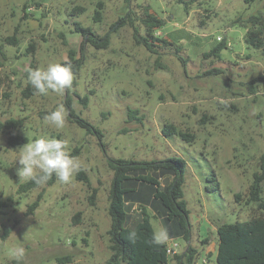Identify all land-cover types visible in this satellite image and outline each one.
<instances>
[{
  "label": "rangeland",
  "instance_id": "obj_1",
  "mask_svg": "<svg viewBox=\"0 0 264 264\" xmlns=\"http://www.w3.org/2000/svg\"><path fill=\"white\" fill-rule=\"evenodd\" d=\"M99 1L103 18L95 21ZM263 3L199 0L185 9L179 0H0V120H22L21 126L0 131V200L8 201L0 213V264H105L110 255L107 208L112 177L107 157L150 160L171 155L187 163L183 192L189 243L198 250L193 264H214L217 226L246 220L253 213L245 195L264 154V47H250L244 40L246 29L233 21L264 10ZM75 5L84 7L83 12L72 13ZM144 5L164 19L157 34L174 45L159 42L152 53L135 43L133 28L120 19ZM75 21L90 27L98 39L108 35L109 44H84L83 55L78 53L82 67L63 94L24 97L28 68L66 61L70 49L79 50L83 37L73 31ZM12 35L18 39L15 45L4 40ZM219 41L226 42L220 57H204ZM175 46L181 47L178 54ZM67 97L78 116L102 131L101 139L72 121ZM60 104L68 116L57 129L44 117ZM129 108L137 109L140 119H129ZM165 123L194 133V141L165 137ZM9 135L28 137L26 143L41 135L66 139L69 154L88 181L77 178L78 171L69 183L57 178L51 185L18 194L26 179L17 175L20 165L15 160L26 143L9 145ZM209 174L215 180L207 179ZM160 176L170 179L168 174ZM130 186L135 189L126 198L130 219L145 205L154 215L150 221L157 236L165 229L164 214L151 203L152 187L135 180ZM39 193L38 206L25 214ZM235 193L243 195L240 202ZM261 195L264 199V181ZM77 212L79 220L74 219ZM7 228L10 233L3 239ZM171 242L178 243L175 253L187 244L175 232L168 235L166 243ZM19 248L24 255L17 260L14 252ZM66 255L71 262H57Z\"/></svg>",
  "mask_w": 264,
  "mask_h": 264
},
{
  "label": "trees",
  "instance_id": "obj_2",
  "mask_svg": "<svg viewBox=\"0 0 264 264\" xmlns=\"http://www.w3.org/2000/svg\"><path fill=\"white\" fill-rule=\"evenodd\" d=\"M129 3V0H127ZM185 3V9L189 4L199 0H179ZM256 1L264 0H243L250 5ZM103 2L97 3V9L94 11L93 19L101 21L103 14ZM264 9V3H263ZM84 7L75 5L72 13L83 12ZM138 21V24H135ZM234 23H241L246 29L244 40L252 48L262 49L264 47V10L257 13H251L243 18L238 16ZM122 24H130L133 28L134 41L138 45L144 46L149 52L156 53V47L174 45L165 37H160L157 30L164 23V19L151 11L148 5L140 8V11L130 10L120 19ZM75 32L79 33L83 40L79 45V50L70 49L66 61L71 63L74 74H77L82 67L83 56L78 57L80 52L83 55L84 44L90 43L95 48H105L109 44V37L105 35L98 39L94 32L88 26H83L79 21L73 22ZM140 27H142L140 31ZM143 30V33H141ZM5 42L11 45L18 43L15 35L5 37ZM101 40V41H99ZM226 47V42L219 41L212 47L209 52L203 53L204 57H220V51ZM30 50L34 45H30ZM181 50L180 46H175V53ZM180 60L185 63L186 58L179 56ZM218 71V69H216ZM74 82H72L73 84ZM36 90L27 82L22 90L24 97H31ZM83 101H86V96ZM66 107L69 111V117L79 127L83 128L86 133L95 135L100 138L103 136L102 131L88 122L86 119L78 116L70 102V98L65 99ZM137 109H128L129 119H140L137 117ZM22 125L21 119L9 118L4 121L0 120V131H8ZM161 132L165 137L176 135L180 139L191 143L194 141V133L182 131L173 123H165ZM9 145H20L28 142V137L21 135H9L7 138ZM103 146V143H101ZM106 164L112 172L110 185L108 189V214L110 225L107 229L108 248L110 255L105 264H169L174 260L176 264H193L194 259L198 256V250L193 247L189 241L191 236V225L189 222V209L184 199L183 184L185 181V171L187 163L181 156L171 155L162 159L134 160L125 158L107 157ZM161 174H168L169 181L161 178ZM77 178L88 181L83 171H79ZM57 177L54 175L45 185H51ZM207 179L215 180L214 174H209ZM140 181L148 184L153 189V198L151 203L157 208L158 213L164 214V227L168 235L175 232L176 236H181L185 240L186 247L181 253L169 255L167 253V243H157L155 232L150 218L154 216L149 212L145 205H140L136 215L130 219L128 207L126 204L127 194L135 191L130 183ZM264 181V154L261 157L260 171L253 175V180L249 184L245 195V204L253 206L252 215L246 220H236L235 222L222 223L217 226V247L214 258V264H264V199L262 198V183ZM41 186L35 185L32 181L26 180L19 184L17 193H27L32 189ZM96 189H93L90 195L91 202L95 196ZM42 194L39 193L37 198L27 206L25 214L32 213L38 206ZM235 200L240 202L243 199L241 193L234 194ZM8 206V201L0 200V213L3 208ZM80 212L74 215V219L79 220ZM10 233V228L4 230L2 238L5 239ZM134 234V235H133ZM206 239H204L205 242ZM59 263L71 262L69 255L56 258Z\"/></svg>",
  "mask_w": 264,
  "mask_h": 264
},
{
  "label": "clouds",
  "instance_id": "obj_3",
  "mask_svg": "<svg viewBox=\"0 0 264 264\" xmlns=\"http://www.w3.org/2000/svg\"><path fill=\"white\" fill-rule=\"evenodd\" d=\"M73 79V68L68 62L50 63L46 68L27 69V82L40 95H47L50 91L63 94L65 89L71 87ZM220 102L225 103L223 100ZM67 116L66 108L60 104L44 120L59 129L65 126ZM15 161L20 165L17 175L37 186L45 185L54 175L60 182L69 183L81 167L76 158L69 154L68 141L49 135H41L20 147ZM155 240L157 243L166 242L167 230L162 228ZM14 255L17 260L21 259L24 249H16Z\"/></svg>",
  "mask_w": 264,
  "mask_h": 264
},
{
  "label": "built area",
  "instance_id": "obj_4",
  "mask_svg": "<svg viewBox=\"0 0 264 264\" xmlns=\"http://www.w3.org/2000/svg\"><path fill=\"white\" fill-rule=\"evenodd\" d=\"M177 246H178V243H176V242H171L170 244H167V247H166L167 253L169 255L174 254ZM203 262H204V260H203ZM196 264H198V263H196Z\"/></svg>",
  "mask_w": 264,
  "mask_h": 264
},
{
  "label": "crops",
  "instance_id": "obj_5",
  "mask_svg": "<svg viewBox=\"0 0 264 264\" xmlns=\"http://www.w3.org/2000/svg\"><path fill=\"white\" fill-rule=\"evenodd\" d=\"M215 253H216V251H215Z\"/></svg>",
  "mask_w": 264,
  "mask_h": 264
}]
</instances>
